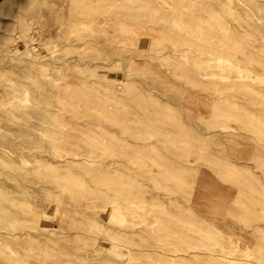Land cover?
Segmentation results:
<instances>
[{
    "label": "rangeland",
    "instance_id": "rangeland-1",
    "mask_svg": "<svg viewBox=\"0 0 264 264\" xmlns=\"http://www.w3.org/2000/svg\"><path fill=\"white\" fill-rule=\"evenodd\" d=\"M0 264H264V0H0Z\"/></svg>",
    "mask_w": 264,
    "mask_h": 264
},
{
    "label": "bare ground",
    "instance_id": "bare-ground-1",
    "mask_svg": "<svg viewBox=\"0 0 264 264\" xmlns=\"http://www.w3.org/2000/svg\"><path fill=\"white\" fill-rule=\"evenodd\" d=\"M81 1V0H80Z\"/></svg>",
    "mask_w": 264,
    "mask_h": 264
}]
</instances>
